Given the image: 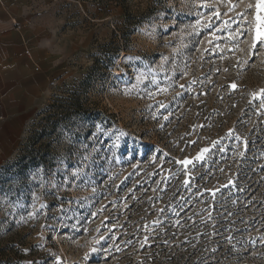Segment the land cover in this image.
Masks as SVG:
<instances>
[{
  "label": "rangeland",
  "instance_id": "obj_1",
  "mask_svg": "<svg viewBox=\"0 0 264 264\" xmlns=\"http://www.w3.org/2000/svg\"><path fill=\"white\" fill-rule=\"evenodd\" d=\"M54 4L0 264H264V0Z\"/></svg>",
  "mask_w": 264,
  "mask_h": 264
},
{
  "label": "crops",
  "instance_id": "obj_2",
  "mask_svg": "<svg viewBox=\"0 0 264 264\" xmlns=\"http://www.w3.org/2000/svg\"><path fill=\"white\" fill-rule=\"evenodd\" d=\"M54 2L0 0V166L17 151L58 67Z\"/></svg>",
  "mask_w": 264,
  "mask_h": 264
},
{
  "label": "trees",
  "instance_id": "obj_3",
  "mask_svg": "<svg viewBox=\"0 0 264 264\" xmlns=\"http://www.w3.org/2000/svg\"><path fill=\"white\" fill-rule=\"evenodd\" d=\"M126 39V38H125ZM123 48V43H120V41L118 40L117 42H115V44H113L112 49L110 50L112 53L110 54V57H115L116 54H118L120 52V49ZM106 60V59H105ZM3 166V165H2ZM1 167V166H0Z\"/></svg>",
  "mask_w": 264,
  "mask_h": 264
},
{
  "label": "snow or ice",
  "instance_id": "obj_4",
  "mask_svg": "<svg viewBox=\"0 0 264 264\" xmlns=\"http://www.w3.org/2000/svg\"><path fill=\"white\" fill-rule=\"evenodd\" d=\"M233 87H235V85H233ZM261 93L264 94V89L261 90ZM255 95V94H254Z\"/></svg>",
  "mask_w": 264,
  "mask_h": 264
},
{
  "label": "built area",
  "instance_id": "obj_5",
  "mask_svg": "<svg viewBox=\"0 0 264 264\" xmlns=\"http://www.w3.org/2000/svg\"><path fill=\"white\" fill-rule=\"evenodd\" d=\"M0 118H1V115H0Z\"/></svg>",
  "mask_w": 264,
  "mask_h": 264
}]
</instances>
